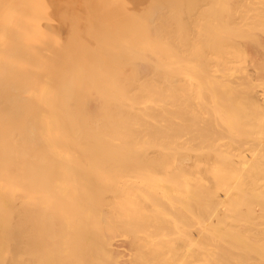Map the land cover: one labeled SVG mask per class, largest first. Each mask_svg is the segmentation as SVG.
Returning a JSON list of instances; mask_svg holds the SVG:
<instances>
[{
	"label": "bare ground",
	"instance_id": "6f19581e",
	"mask_svg": "<svg viewBox=\"0 0 264 264\" xmlns=\"http://www.w3.org/2000/svg\"><path fill=\"white\" fill-rule=\"evenodd\" d=\"M179 4L178 0H0V264L7 263L5 260H8L7 257L10 254L12 257H9L11 260L10 264L21 262L14 259L12 254H15L13 253L15 251H18L16 252L18 254L20 251L19 247L22 244L25 245L22 241L21 243L19 242L20 238L22 240L23 234H27L26 229L28 226L25 228V221L29 220L28 218L34 220L37 217L43 223L42 220L44 218L46 222H54L55 218L68 214L69 216L73 214L76 217L77 214L81 213L82 207L85 205L83 197L75 195L73 190L79 187L80 184H82V188L87 187V182L73 178L70 175L72 172L70 170H62L59 174L56 173V176L51 173L56 166H75L79 162L76 159H51V156H73L74 154H79L90 157L87 163L94 165L96 171L103 174L105 179L102 184L103 188L106 187L114 191L118 187L117 178L119 176L116 174V170H112L109 166L124 162L116 159V157L120 155L137 156L138 154H146L152 148H155L156 152L164 151V102L166 99L165 86L167 84L164 82V69L166 67L163 60L166 51L164 40L169 36L163 35V33H165V22L168 23L169 21L167 18L170 17L173 21H170L171 24L174 21L178 23L180 15L175 12L180 10L179 13L182 15L181 9L185 7L184 4L183 6ZM178 5L181 9H178ZM189 5L190 3L187 1L188 7H194L192 4V6ZM174 10L176 11L174 12ZM168 15L170 16L167 17ZM176 15H179V17ZM182 22L180 21L181 25ZM165 45L167 46L166 43ZM257 99L258 102L254 100V103L257 102L258 106L264 108V96L257 97ZM263 108L262 110H264ZM231 119L233 118L231 117ZM231 119L229 118V120ZM239 120L242 119L240 118ZM251 148L248 147V152L250 151L249 153L255 155L256 148L254 146ZM165 151L167 150L165 149ZM245 162L248 163L250 161L245 160ZM235 168L237 167L233 166L231 169L237 170ZM248 168L252 170L251 166ZM237 171L239 172H236L238 176H235L234 171L230 172L235 174L230 178L235 179L233 177H236L233 183L239 179L237 177L241 176L242 178L241 174H246L248 169L246 172H243L244 170ZM211 172L213 173V171ZM215 172L213 174H217L220 171ZM250 172H247V174ZM230 173H220L221 175L218 176H221V179H225ZM245 174H243V177ZM210 177L212 178V176H209L208 180L211 179ZM256 177H258L257 174L254 178ZM213 178L215 179V177ZM226 179L227 185L229 184L227 181L229 179ZM232 179H230V182ZM244 179L242 178L241 181L244 182ZM257 179L253 180L257 181ZM211 181H208V184L217 183L215 180ZM225 181L222 182L220 180L222 182L221 185ZM238 182L239 180L235 183L238 185ZM257 182L261 181L258 180ZM212 184L209 187L212 188ZM231 185L228 188L224 187L226 190H223L221 201L227 197L229 199L231 197L230 194L233 195L234 192V195H239L240 191L236 193V191L230 189ZM258 185H254L253 189L256 186L258 188ZM214 186L216 189L217 184H214ZM197 187L201 191L205 190L206 193V189H209L207 185L206 189L199 185ZM64 188L70 190L62 194L59 190ZM246 188L248 189V187ZM260 188L263 189V187ZM247 189L245 191L250 196L253 192L251 193ZM249 189L251 190L252 188L250 187ZM258 190L260 189L258 188ZM42 191L47 195L45 202H43L45 197L38 198V194ZM260 191H264V189ZM246 192H244V195L242 194L243 199H240L242 197L240 193L241 196L236 197V195H233L229 200L232 199L231 201L236 203H239L240 200L243 202L247 196V194L245 196ZM60 194L64 196L61 195L60 197ZM202 195H200V199L201 196H207L205 193ZM210 195V197H204V199L213 200L212 196L214 194L211 193ZM261 195L264 197L263 192ZM234 197L237 198V201L233 200ZM253 197H249L250 204H248V207L251 205L253 207ZM262 197H259L258 202L256 201L257 197H254L256 199L254 200L256 201L255 203L261 204L262 202H259V200ZM21 199H23V206H20ZM228 199L227 201H229ZM40 201L41 203L43 202L41 206H39ZM195 201L197 200H194L193 204H195ZM246 201L244 200L247 204L249 200ZM235 202L234 204H236ZM131 203L133 204L134 202ZM214 203L213 206L217 208L216 203ZM245 203H239L240 206L237 209H239L240 213L245 208ZM189 204L193 205L190 202ZM230 204L233 205L232 202ZM133 205H131L132 208ZM199 205L198 207L200 208L197 212L199 211L200 217L203 215L206 217L207 213L211 214L212 211H216L210 210L211 212L205 213L208 210L206 209L205 211L204 209L210 206L209 202L206 205L205 201L202 202L201 200ZM241 205L242 207L244 206L242 209L240 208ZM34 206L38 208L36 216H33L32 210L30 212V207L33 208ZM252 207L248 209L251 211L254 209ZM254 207H257V204ZM221 209L220 211L223 212H219L224 217L226 214ZM223 209L226 210L224 207ZM229 209L232 210L231 207ZM248 209L246 212L249 214ZM260 209L262 210L261 207ZM194 210L196 212V208ZM235 211L237 213L234 215H240L238 210ZM137 212L140 211L138 210ZM246 212L243 213V215L246 214V217L241 214L242 219L244 217L245 221L251 215ZM263 212L264 206L263 211L258 212L256 210L255 212L254 210L253 213L262 214ZM212 214L214 215V213ZM212 214L211 216L208 215L211 220L213 218ZM230 215L233 216V212ZM238 215L236 217L239 218V220L236 219L237 223L241 220ZM152 216L147 215L151 219L153 218ZM109 217H100L102 224L99 221L98 223L99 225L101 224L102 229L103 225L104 227H109L120 223V219L110 220ZM205 217H202L203 220ZM224 218H221L222 221H226ZM141 219L143 220V218ZM231 219L230 222L234 220L233 217ZM250 219L248 220L249 223L256 218H252L251 221ZM149 221L151 220H147V223ZM75 222L77 223L78 220H75ZM85 222H80V224H86ZM205 222L207 221L203 223ZM234 222L235 220L232 223L233 225ZM150 223L152 224V221ZM241 223L243 224L244 222ZM256 223H251L252 227L249 225L253 228ZM261 223L262 221H259L258 225ZM87 224L92 225L89 222ZM201 224L200 227L203 226ZM239 224L240 222L238 226ZM142 225L148 227L147 225L150 224L143 223ZM209 225L204 224L203 229L206 228L207 230ZM249 225L245 224V226ZM47 226L46 230L47 228H49V231L50 228L52 230L51 226ZM150 227L152 226L150 225ZM256 227L258 226L256 225ZM77 228L80 229L78 232H81L84 227ZM85 228L88 227L86 226ZM138 228H141V226ZM142 229L145 231L147 228L142 226ZM247 229L250 230V228L246 227V231H248ZM254 229L251 230L257 231L259 229L260 232L263 228ZM86 231H89V228ZM132 231L134 232V230ZM138 231L134 233H140ZM148 231L151 233L150 229ZM239 231L237 230V232ZM73 232V234H71V231L69 233L71 238L74 237V234H76L74 238L78 234H82L78 232L77 234L74 230ZM149 232L147 234H150ZM200 232L201 230L199 235ZM50 233L52 235L54 231ZM205 233L208 236L205 239L206 235L203 233L202 239L208 245L213 239L209 240L211 238L210 234H207V231ZM258 234L255 235L258 237ZM85 235L84 238H86ZM250 235L252 237V234ZM140 236L143 237V235ZM207 239L211 242L206 243ZM217 239H214L216 240V245L220 246H216L217 249L199 248L198 244L200 242L204 245L200 240L196 245L197 248L193 250V258H190V255L180 256L178 254L184 259L183 261L181 259V262L186 261V258L183 257L187 256V259L190 260L187 261L191 264H264L263 250H254L253 252V250L249 249H237L238 247H235L236 249H228L231 241L234 242V240H229V245L226 244L227 249H221L224 245H220ZM224 240L228 241L226 237ZM142 241L144 240L140 238V245L147 242L145 240L142 243ZM27 242L29 243V241ZM19 244L21 245L19 246ZM213 244L215 245L214 241ZM213 244L211 243V245ZM234 244H237V242L235 241ZM234 244L232 245L234 246ZM83 245L80 249L82 247L87 248L90 244L88 246ZM148 245H146V248ZM203 245L200 246L202 247ZM236 246L241 245L237 244ZM29 248L31 249V247ZM152 252H154V249ZM152 252L150 253L152 254ZM190 252L188 251V254ZM251 252L257 253V258L251 257ZM6 254L8 255L6 256ZM15 256L17 257V255ZM70 257H68V260Z\"/></svg>",
	"mask_w": 264,
	"mask_h": 264
},
{
	"label": "rangeland",
	"instance_id": "374dc122",
	"mask_svg": "<svg viewBox=\"0 0 264 264\" xmlns=\"http://www.w3.org/2000/svg\"><path fill=\"white\" fill-rule=\"evenodd\" d=\"M187 1L190 3L189 6L194 5V7H188ZM187 1L184 0L183 3L182 0H178V4L183 3L185 7L181 9L179 8L180 4L178 5V9L182 10V15L179 13L180 10H174V12L176 11L175 13L182 17L180 19L179 15H176L179 17V21L178 23L174 21L172 25L170 23L172 20L169 17L170 15H168L167 17L169 18H166L169 21L168 23L165 22V33H163V35L170 37H167L168 40L166 37V39L164 38L166 51L163 60L166 67H164V82L167 84L165 86L163 134H165L164 151L165 149L167 151L156 152V149L152 148L146 154H140L143 156L138 154L139 156L120 155L116 157V159L124 162L109 166L112 170H116V174L119 176L117 178L118 187L114 191L106 187L103 188L102 184L105 180L103 174L97 172L94 165L87 163L90 157L79 154H74L73 156H51V159H76L79 162L75 166H56L51 173L55 175L62 170H70L72 171L70 175L73 178L87 182V187L82 188V184H80L79 187L73 190L75 195L83 197L85 205H83L81 213L77 214L76 217L73 214L72 216L68 214L55 218V220L53 219L54 222H46L44 218L45 221L42 220L43 223L45 222L44 224L37 217L34 220L32 218H28L29 220L25 219L27 220L25 221V228L28 226L30 230L27 228V234H23L25 237L22 236V240L20 238L19 243L22 241L26 246L23 244L20 246L21 244H19L21 247H19V253L17 254L16 252L18 251H15L13 252L15 254H12L14 259L21 261L17 264H71L70 262L74 264H181L182 258L180 256L190 255V258H193V250L197 248L196 245L202 237L206 235V231L211 236L209 240L213 239L211 240L212 242L207 239L206 243L211 242L213 244L214 241L215 245H211V243L207 245L202 239L201 241L204 245L200 242L201 244H198L199 248L217 249L220 246L216 245V240L214 239L218 238L219 244L224 245L221 249H227V245L230 243L229 240H234L242 247L236 246L237 244L231 241L228 249H236L238 247L237 249H249L253 250V252L254 250L264 251V212L262 214L253 213L254 210L255 212L256 210L258 212L263 211L264 206V201H262L264 197L261 195L264 191H260L264 189V110H262L263 107L257 105V97L264 96V0ZM180 21H183L182 25ZM254 100L257 102L254 103ZM239 117L242 120H239ZM236 118L238 119L236 120ZM253 146L256 148L255 155L249 153L250 151L248 152V147L251 148ZM245 160L250 162L247 163ZM233 166H236L237 168L235 169L237 170H244L243 172H246L247 169V172H253H250L251 174L243 173L245 174L244 177L241 174L243 179L249 177L245 178L244 182L241 181V176L237 177L239 178L236 180H239L237 185L236 181L233 183V180L236 179L235 176H238L237 173L239 172L232 170ZM249 166H251L252 170L248 168ZM210 171H213V173L215 171L220 172L213 174ZM231 171H234L236 175L231 174ZM255 171L257 172L254 173ZM220 173H230V175H227L229 178L235 175L233 177L235 179L230 178L232 179V185L226 174L225 176L229 180L225 179L229 184L226 185V181L222 177L225 183L221 185L224 181L221 176H218L221 175ZM256 174L260 178H254ZM209 176H212V178L210 177L212 181L211 179L208 180ZM253 179L261 182L258 183ZM214 180L217 182L214 183L217 184L216 189L214 184H208V181L213 182ZM211 184L212 188L209 187ZM198 185L203 186L205 189L207 185L211 189H206L207 193L211 192L214 194L212 196L214 199H204V197H210L211 193L207 194L205 190V192L201 191V189H198ZM230 185L232 186L230 189H233L236 193L240 191L241 195H244L246 187H248L247 190L251 191V193L253 192L250 196L257 197V200L254 197L252 200L254 199L257 202L259 197H262L259 200V202H262L261 204L255 203L256 201L253 200V207L252 205L248 207L250 196L246 192L245 196L247 194L246 199L249 202L246 204L244 202V200L246 201L245 198L243 202L241 200L239 202L245 203V208H254L251 211L247 208L250 212L249 214H251L250 217L248 216V220L255 217L254 221L250 219L251 223L254 224L262 221L259 224L261 227L256 223L259 228H263L260 232L259 229L257 230L258 232L252 231L251 229H257L258 227L254 225L251 228L252 224L247 219V221L244 220L246 214L243 215V213L247 209L244 208L245 210H241L242 212L240 213L239 209H237L240 204L235 201L236 204H234L231 201L232 199L229 200L235 192L233 195L230 194L231 197L229 199L227 197L223 201L220 200L221 196H223L222 193L226 190L225 188L230 187ZM244 185L246 186L244 187ZM254 185H258L260 190H258L257 186L253 189ZM249 186L252 188L251 190ZM260 187H263V189ZM243 188L246 189L244 190ZM68 190L70 189L64 188L59 191L65 194ZM203 192L207 196L202 197ZM62 194H60V197ZM44 195L45 192L43 191L38 194V198L45 197L43 202L47 198V195ZM200 195H202L201 199ZM239 195H236V197H239ZM243 195L240 199H243ZM236 197L233 200H236ZM22 200L20 206H23ZM194 200H197L194 202L195 204L199 200L198 204H196L197 207L200 206L201 200L202 202L205 201L206 205L209 202L210 206L204 209L208 211L203 212L207 213L216 210L215 212L212 211L214 215L211 213L213 215L212 220L209 213H207L206 217L203 215L205 217L204 220L203 216L200 217L199 211L197 212L200 207L197 208L193 204ZM41 201L39 206L43 203ZM131 202L137 205L134 207L135 204L133 203V205ZM189 202L193 205L189 204ZM212 202L217 205V208L213 206ZM231 202L233 205L230 204ZM256 204L257 207H254ZM131 205H133V208ZM219 206L221 207L219 208ZM194 207L197 213L194 212ZM243 207L241 205L240 208L242 209ZM30 208V212L32 210L31 213L36 216L38 208L36 206L33 207L34 209ZM220 209L224 210V214L227 215L222 213L225 218L221 216L220 212L223 211H220ZM138 210L141 213L137 212ZM235 210H238L240 215H234L237 213ZM143 211L147 213L145 212V214ZM136 212L138 215L144 214L138 216ZM154 212L155 214H153ZM232 212L233 216L230 215ZM241 214L244 216L243 219ZM252 214L254 215L252 216ZM147 215L153 218L156 216L157 218L155 217V220L152 218V220ZM237 215L241 217L239 221L241 225L239 224V226ZM104 216H110V220L120 219V223L109 227H104L103 225L102 229L100 217ZM220 216L226 221H222ZM232 217L237 224L235 222L234 225L232 224L234 220L230 222ZM139 218H143V220ZM198 218L202 221H199ZM258 218L261 219L256 221ZM75 220H78L79 223L77 222V224ZM147 220H151L152 224L150 223L151 221L147 223ZM98 221L101 223L100 225ZM204 221L207 222L203 223ZM80 222H85L86 224H80ZM88 222L95 226L92 227L91 224H87ZM241 222L250 224L251 227L250 225L245 226ZM141 223L150 224L152 227L147 225L148 228ZM201 223L203 226L204 224H210L208 226L210 229L208 227L207 230L206 228L203 229V226L200 227ZM138 224L140 225L138 226ZM46 225H48L47 227L52 225L51 227L54 231L52 235L50 232L53 231L51 228L50 231L49 228L46 230ZM89 225L91 226L89 227ZM135 225L147 228L145 230L146 233L144 229H142L143 231L141 228L137 229ZM86 226L89 231L85 232L88 229L85 228ZM134 226L141 234H135L137 231H135ZM77 227H84L83 229L85 230L81 229V232H78L80 229ZM246 227L250 228V230L247 229L248 231H246ZM92 228L95 230H92ZM149 229L151 233L153 232L152 234L148 231ZM73 230L76 231L75 233L82 234L77 233L78 236L76 238H74L76 236L74 234V237L71 238L69 233L71 231V234H73ZM237 230L240 231L237 232ZM148 232L150 234H147ZM86 233L87 235H85ZM90 234L92 235L90 236ZM250 234H252L253 239ZM255 234H258V237ZM84 235L86 238H84ZM140 235H143V237ZM207 236H205V239ZM254 236L256 237L254 238ZM225 237L228 241L224 240ZM140 238L144 240L142 243L145 240L147 242L140 245ZM83 244L89 245V247H82L84 250L80 249ZM146 245H148L147 248ZM200 245L203 246L201 247ZM152 248L154 252H152ZM188 251L190 254H188ZM253 252H251V257L257 258L258 254ZM78 253L79 257L76 256ZM9 257L12 258L11 254ZM9 257H7L8 260H10ZM68 257H70L69 260ZM183 258H186V261L188 260L187 256ZM8 260H5L7 262L5 264H10L11 260ZM186 261L184 262L187 263L190 260Z\"/></svg>",
	"mask_w": 264,
	"mask_h": 264
}]
</instances>
